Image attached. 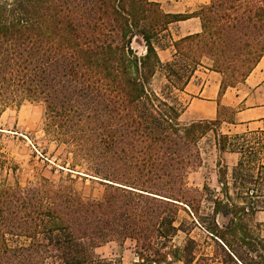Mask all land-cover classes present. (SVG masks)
Returning <instances> with one entry per match:
<instances>
[{
  "label": "trees",
  "instance_id": "1",
  "mask_svg": "<svg viewBox=\"0 0 264 264\" xmlns=\"http://www.w3.org/2000/svg\"><path fill=\"white\" fill-rule=\"evenodd\" d=\"M192 17L200 31L172 39L170 26ZM263 54L264 0H209L190 13L152 0H0V111L41 103L66 170L57 182L0 187V264H107L96 249L127 239L133 264H264L258 151L240 148L232 188L225 168L218 190L189 186L201 138L212 131L224 149L229 137L213 128L233 121L218 103L214 119L182 123L178 96L199 67L222 76L219 93L243 84ZM77 179L101 191L84 194ZM180 211L189 222L176 224Z\"/></svg>",
  "mask_w": 264,
  "mask_h": 264
},
{
  "label": "rangeland",
  "instance_id": "2",
  "mask_svg": "<svg viewBox=\"0 0 264 264\" xmlns=\"http://www.w3.org/2000/svg\"><path fill=\"white\" fill-rule=\"evenodd\" d=\"M194 11V10H193ZM177 24L170 26V37L176 39L180 36ZM168 39H166L167 42ZM161 60L170 58V49L158 50ZM204 63L210 61L204 59ZM202 68L199 67L191 77V84L196 85L201 82ZM222 76L220 75V81ZM163 82V77L159 74L153 79V86L157 87ZM225 97L218 100L221 117H232L237 109L250 107L258 101H262L261 95L252 94L251 89L237 84L235 87H228L224 90ZM182 103H186L188 96L178 93ZM44 107L41 103L24 101L20 105L8 106L0 111V187H11L15 185H29L40 182L43 178L52 181L64 179L66 170L59 171L57 163L64 159L61 148L56 147V143L49 139L43 130ZM180 121L186 123L191 118L182 113ZM220 135H227L228 139H222L224 149L218 150L214 134L209 131L199 141L202 163L195 170L187 175V183L191 187L201 189L204 185L210 189L218 190V169H226V181L231 187L230 172L232 167L241 157V147L258 151V160L264 163V133L262 130H248L242 126L231 125L223 122L213 128ZM242 135V136H240ZM238 136V137H236ZM74 177V175H72ZM74 186L80 192L87 194H98L101 187L92 184L88 179L83 181L77 179ZM188 221L189 217L180 211L177 223ZM254 222H264V211H258L254 217ZM189 235L198 240H205L206 234L199 227L190 229ZM185 234L178 232L173 238V244L181 245ZM134 241L127 239L122 242H109L96 249V253L106 259L107 264H133L137 261L134 252ZM210 249V247L206 248ZM162 264V263H161ZM171 264H183L180 261Z\"/></svg>",
  "mask_w": 264,
  "mask_h": 264
},
{
  "label": "crops",
  "instance_id": "3",
  "mask_svg": "<svg viewBox=\"0 0 264 264\" xmlns=\"http://www.w3.org/2000/svg\"><path fill=\"white\" fill-rule=\"evenodd\" d=\"M158 2L164 12L168 13H190L209 0H152ZM179 30L180 36L197 33L200 31L198 18L192 17L174 23ZM179 36V37H180ZM201 82L191 84V79L180 92L188 96L186 113L191 121L200 119H214L216 117L218 100L225 97L226 92L219 93L220 74L216 71L202 68ZM251 89L252 94L261 95L263 100L258 101L250 107L237 109L232 116L231 125L242 126L248 130H264V54L258 60L256 66L246 77L242 84Z\"/></svg>",
  "mask_w": 264,
  "mask_h": 264
}]
</instances>
